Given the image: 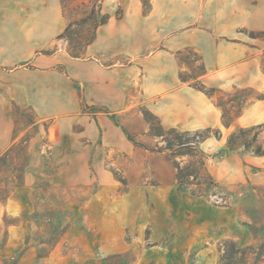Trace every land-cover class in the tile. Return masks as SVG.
<instances>
[{
	"label": "rangeland",
	"instance_id": "rangeland-1",
	"mask_svg": "<svg viewBox=\"0 0 264 264\" xmlns=\"http://www.w3.org/2000/svg\"><path fill=\"white\" fill-rule=\"evenodd\" d=\"M202 1L204 8L190 12L194 21L185 29L210 33L216 27L241 44L244 60L256 59L264 74V0ZM100 2L61 0L66 25L53 50L84 52L105 15ZM142 4L147 12L149 0ZM179 60L188 69L182 77L194 84L201 71L196 53L183 51ZM73 87L79 105L64 115L39 117L31 107L14 111L16 140L0 163V264H219L221 242L257 244L248 226L264 222V192L255 219L226 203L238 185L264 186V158L221 156L214 142L200 145L216 184L191 178L190 186L178 187L177 166L196 163L198 150L171 155L157 136L168 129L144 106L137 87L117 110L89 106L76 82ZM245 89L233 95L235 107L264 98V91ZM225 93L234 90H219L223 104ZM237 129L220 133L227 140ZM228 155L234 158L223 162Z\"/></svg>",
	"mask_w": 264,
	"mask_h": 264
},
{
	"label": "crops",
	"instance_id": "crops-1",
	"mask_svg": "<svg viewBox=\"0 0 264 264\" xmlns=\"http://www.w3.org/2000/svg\"><path fill=\"white\" fill-rule=\"evenodd\" d=\"M118 6L121 18L115 16ZM203 8L202 0H149L145 12L142 0H103L101 12L110 18L78 59L53 50L66 25L61 0H0V155L16 140L13 105L31 107L39 117L64 115L79 105L73 82L86 104L111 110L126 107L129 91L137 87L144 106L165 129L221 132L263 124L264 100L247 103L224 127L215 101L180 80L188 69L179 54L192 50L205 71L199 80L206 87L264 91V74L256 59L244 60L241 44L216 27L210 33L185 29L194 21L190 12ZM121 57L128 63L120 64ZM226 141L221 135L201 146L214 142L221 150Z\"/></svg>",
	"mask_w": 264,
	"mask_h": 264
},
{
	"label": "trees",
	"instance_id": "trees-1",
	"mask_svg": "<svg viewBox=\"0 0 264 264\" xmlns=\"http://www.w3.org/2000/svg\"><path fill=\"white\" fill-rule=\"evenodd\" d=\"M103 0H101L100 4ZM101 11V5H100ZM122 13H117L116 18H121ZM108 15H103L102 20L98 24L97 28L101 25H104L109 20ZM96 28V30H97ZM95 30V33H96ZM95 34L93 38L86 44L85 49L94 41ZM69 54V53H68ZM85 55V50L82 54H74L70 53L69 56L72 58H83ZM198 61V60H197ZM205 71L201 66V71L198 76V80L194 84H190L195 90L203 93L208 98L215 101V104L222 111V124L224 127H229L235 118L241 115L243 108L248 103V100L243 101L235 107V100L233 95L236 92H243L246 89H234V93H225L229 98L227 104H223L220 102L216 94L219 93V90L216 88L206 87L199 80V77L204 75ZM179 78L182 82H187L186 79L182 77V74L179 75ZM264 99V98H263ZM258 98V100H263ZM20 107L16 104L13 105V114L14 111L18 110ZM235 109V110H234ZM108 113V112H107ZM14 116V115H13ZM111 118L115 120L112 115ZM116 123V120H115ZM151 131L154 130L151 127ZM264 133V124L247 127V128H239L232 133L229 134L226 146L222 149L219 154L221 156L226 154L233 153H243L250 154L255 157H264V137L262 138V134ZM165 138L166 149L171 151V155L181 154V152L185 151L187 154L192 153L193 151H197V161L196 163H189L188 165L180 168L177 166V175L176 181L178 187H188L192 183L189 179H197L198 184H205L213 186L215 183V179L213 176L208 173L206 169V161L209 158L203 151L199 149L200 145L207 139L214 137L216 140L221 139V133L216 128H207L197 131H178L175 128L168 129L163 134L157 135ZM171 136L170 139L168 137ZM185 137V138H184ZM130 140V138L128 137ZM176 146V149H173ZM186 147H190L186 149ZM193 150V151H191ZM10 150H7L4 154L0 156V163L4 162L9 154ZM216 184V183H215ZM237 191L235 192L234 199L230 202H227L228 205H236L240 207L243 211H246L249 216L253 219L259 216L261 209L262 199L259 196L260 192H264V186H255L251 184L247 185H238ZM260 190V191H259ZM196 195H201V191L194 192ZM249 230L254 240H256L257 244L255 246H247V247H239L235 242L230 240H225L220 243L219 252V264H264V222H255L250 224ZM236 255H239L237 258Z\"/></svg>",
	"mask_w": 264,
	"mask_h": 264
}]
</instances>
